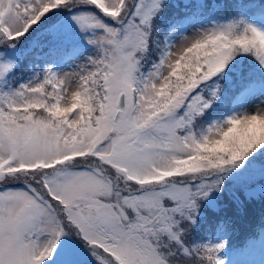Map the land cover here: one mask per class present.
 Listing matches in <instances>:
<instances>
[{"label":"snow or ice","instance_id":"6c2138e0","mask_svg":"<svg viewBox=\"0 0 264 264\" xmlns=\"http://www.w3.org/2000/svg\"><path fill=\"white\" fill-rule=\"evenodd\" d=\"M162 2L0 0V40L16 42L68 8L82 31L99 33L90 43L100 53L90 69L0 91V264H45L73 234L97 264H222L213 253L223 245L188 244L183 225L223 173L264 148L250 139L264 111L197 131L210 103L196 90L240 53L264 65V31L205 33L145 76ZM10 71L0 66V80ZM76 82L90 113L83 123L55 111ZM225 141L233 147L205 151Z\"/></svg>","mask_w":264,"mask_h":264},{"label":"trees","instance_id":"16d2710c","mask_svg":"<svg viewBox=\"0 0 264 264\" xmlns=\"http://www.w3.org/2000/svg\"><path fill=\"white\" fill-rule=\"evenodd\" d=\"M203 1L194 0L180 8H174L173 12H167L161 21L162 47L156 53L157 62L160 63V55H164V50L169 46L167 41L173 40L177 24L184 27L193 20L217 23L234 21L237 27L243 30L247 26L258 29L256 23L264 21V0H211L210 5L203 4ZM163 9L160 6L159 11L162 12ZM57 22L54 21L50 27L45 28L46 38L36 42L30 54L32 58H27V64L33 67L29 74H34L36 70L42 76L49 71L54 74L56 68L68 62L78 50L74 45H69L65 50L60 49L61 46L50 45L54 39V30L51 27H55ZM228 65L231 67H225L222 73L206 83L203 82L196 90L197 95L210 103V107L198 120L197 131L226 121L227 117L236 111L240 97L264 87V65L254 56L251 55V59L245 56L240 64L231 61ZM20 70L16 72V77H20L21 82L23 79L26 81L27 77L19 74ZM14 85L19 86V81ZM261 162L264 163V158ZM261 175L263 176L259 178V183L256 182L248 188L243 186L239 188L238 193L229 188L223 196H216L211 202L204 204L193 220L184 222L183 226L187 230L186 242L193 246L215 248L218 246L219 237L224 235L223 249L217 254L213 253V256L217 255L219 261L238 253L248 256L247 247L256 241L264 230V174Z\"/></svg>","mask_w":264,"mask_h":264},{"label":"rangeland","instance_id":"374dc122","mask_svg":"<svg viewBox=\"0 0 264 264\" xmlns=\"http://www.w3.org/2000/svg\"><path fill=\"white\" fill-rule=\"evenodd\" d=\"M192 1L194 0H163L161 7L164 9L162 12L158 11L153 22L154 27L151 46L142 58L141 72L145 76L149 75L153 71L155 65L159 64V61L157 62L155 60V56L162 47L160 43V35L162 34L161 21L167 15V12H173L175 10L174 8H180L185 5V3L189 4V2L192 3ZM210 1L211 0H204L203 4L207 3V5H210ZM77 15H79V12L76 10L59 8L47 14L38 25L34 26L29 33L20 40L16 42L0 40V66L3 64L11 66V71L7 74L6 79L0 80V91L11 92L19 90L22 85L31 84L43 77L37 70L34 74H29V72L33 70V67L28 65L26 60H28L27 58H32L30 54L32 53L34 45L41 38H46L45 28L48 26L50 27L54 21L58 22L55 27H51L54 30V39L50 42V45L55 47L61 46L59 48L63 50L69 45H74L73 47L77 46L78 48L75 55L68 62L56 68L54 74L57 76H64L65 74L80 72L86 67L90 69L91 61L96 59L100 54L97 46L90 43V41L95 39L96 35L99 33L82 31L80 25L74 19ZM59 18L62 20L60 21ZM230 24L236 25L234 21L217 23L203 22L200 20H193L184 27L177 24L175 26L173 40L171 39L172 41H168L170 46H167L164 52L176 51L180 49L187 40L199 38L205 33L212 32ZM256 26L258 27L257 30L264 31L263 20L256 23ZM160 56L162 57L163 55ZM245 56L251 59L250 54L243 53L242 56L237 55L232 61H237V63L240 64ZM145 67L148 68L145 69ZM228 67L231 66L227 65L226 69ZM18 69H21L19 74L27 77L26 81L23 79L21 82L20 77H16ZM17 81H19V86L14 85ZM257 111H264V87L260 88L257 92L241 97L236 111L233 115L228 116L227 120L234 116L256 113ZM226 121L219 125H224ZM197 124H199V121H197ZM255 158L257 161H255ZM262 158H264V148L253 153L245 161L241 162L237 168L234 167L231 171L223 173L219 177L221 180L219 186L211 190L206 198L197 200L198 207L195 213L192 214L193 217L201 212V208L204 204L211 202L216 196H223L229 188L232 189V192L238 193L239 188L243 186L248 188L256 182L259 183V178L263 176L261 173L264 174V163H260ZM224 241L225 237L221 235L217 245H224ZM247 253L248 256L241 253L226 256L224 261L221 262L222 264H264V239L257 243L256 241L251 242L247 247ZM45 264H97V261L83 242L73 234L66 236L61 241L57 252L50 260H47Z\"/></svg>","mask_w":264,"mask_h":264},{"label":"clouds","instance_id":"9594fccd","mask_svg":"<svg viewBox=\"0 0 264 264\" xmlns=\"http://www.w3.org/2000/svg\"><path fill=\"white\" fill-rule=\"evenodd\" d=\"M83 92L79 82H76L72 89L68 91L67 95L64 97V110L56 109V114L61 120H80L81 123L86 121L90 115L87 102L83 100ZM81 105H84L82 108ZM255 116V113L248 114L251 118ZM243 119V115L241 116ZM264 140V120H258L255 122V131L253 137L250 139ZM233 147L231 141H225L223 144H216L206 149L205 151L211 155L212 153L223 152L226 149Z\"/></svg>","mask_w":264,"mask_h":264}]
</instances>
